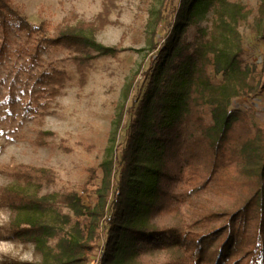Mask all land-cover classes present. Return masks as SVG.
Returning a JSON list of instances; mask_svg holds the SVG:
<instances>
[{
    "label": "trees",
    "instance_id": "obj_1",
    "mask_svg": "<svg viewBox=\"0 0 264 264\" xmlns=\"http://www.w3.org/2000/svg\"><path fill=\"white\" fill-rule=\"evenodd\" d=\"M166 4L152 18L148 66L137 73L144 84L133 93L128 122L125 113L117 116L99 183L81 193L40 195L47 177L20 166L13 184L0 190L11 236L34 245L40 255L34 264H264V122L255 124L252 106L232 108L234 99L264 96V58L258 73L241 59L238 26L248 11L230 0H178L169 3L160 38ZM260 12L264 18V3ZM207 14V35L200 30L194 41L182 39ZM12 21L25 36L31 64L42 50L64 46L82 76L92 52H116L95 39L101 21L35 26L13 0H0V34ZM259 38L264 41V26ZM4 52L0 42V61ZM65 81L54 70L35 78L49 96ZM83 194L93 195L94 204H84ZM161 212L181 215L179 226L159 228L153 219ZM150 249L179 256L153 262L145 259Z\"/></svg>",
    "mask_w": 264,
    "mask_h": 264
},
{
    "label": "rangeland",
    "instance_id": "obj_2",
    "mask_svg": "<svg viewBox=\"0 0 264 264\" xmlns=\"http://www.w3.org/2000/svg\"><path fill=\"white\" fill-rule=\"evenodd\" d=\"M171 1V2H170ZM245 5L247 19L238 26L242 37L244 64L262 68L264 41L260 33L264 26L260 7L264 0H230ZM31 25L42 22L75 27L80 23H98L95 39L106 47L115 48L114 55L91 53L82 76L72 61L75 56L64 46L49 47L40 52L38 60L28 62L24 48L25 36L12 21L6 35L0 34L5 52L0 61V190L13 184L18 167L41 170L47 177L39 194L79 191L98 184L100 164L109 157L113 145L112 133L119 113L128 122L133 93L144 82L137 73L148 66V38L156 10L166 2L164 20L158 27L163 38L171 18L169 3L178 0H13ZM210 17H199L188 25L182 39L192 42L203 30H210ZM74 55V56H73ZM141 69V70H140ZM60 71L66 81L58 94L49 96L48 88L35 78L42 72ZM133 83L126 102L127 87ZM32 107L34 112L29 111ZM253 107L256 125L264 122V96L249 100L234 99L232 108ZM125 130L120 132V142ZM94 174V176H92ZM97 180L93 181V177ZM91 183V184H90ZM81 193V192H80ZM83 202L93 205L95 197L83 194ZM227 204V203H226ZM11 213L0 204V264H34L40 260L30 242L14 239L8 228ZM181 215L167 212L155 214L153 222L159 228L179 226ZM175 250L150 249L145 259L169 262L176 259ZM95 264V259L91 260Z\"/></svg>",
    "mask_w": 264,
    "mask_h": 264
}]
</instances>
